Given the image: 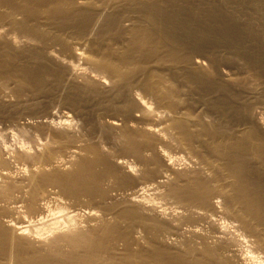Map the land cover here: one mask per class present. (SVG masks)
Instances as JSON below:
<instances>
[{"label":"bare ground","instance_id":"1","mask_svg":"<svg viewBox=\"0 0 264 264\" xmlns=\"http://www.w3.org/2000/svg\"><path fill=\"white\" fill-rule=\"evenodd\" d=\"M156 6L0 0V264H264V112L194 101L237 74ZM38 52L68 112L30 121L9 92L43 86Z\"/></svg>","mask_w":264,"mask_h":264},{"label":"rangeland","instance_id":"2","mask_svg":"<svg viewBox=\"0 0 264 264\" xmlns=\"http://www.w3.org/2000/svg\"><path fill=\"white\" fill-rule=\"evenodd\" d=\"M156 7L158 9L155 11H165L173 15V21L178 26L175 27L174 25L173 31L181 41L194 45L195 43H192V41L194 39V41L197 40L202 46V50L213 54L221 68L228 67L232 72L237 74L236 79L240 84L238 88L231 87L227 89L225 85L218 82H204L200 86L188 84V89L191 91V97L194 101H202L210 109L214 107V109L222 111V108L225 111V115L221 116V123L223 124H228L239 113H243L245 111L243 109H248L252 112H264V0H158V6ZM136 11H152V9L146 6L140 9L137 8ZM38 55L41 56V52L36 53L37 59L34 56L35 58L32 61L26 60V58L18 61L21 65L28 63V70L31 69L29 71L34 74L31 76V73H29L30 77H34L35 75L40 78L46 77L43 78L45 80L43 83L44 87L36 88L37 91L32 86L24 87L19 90L20 93L22 92L21 98L15 95L12 96V92H9L12 97L10 101L19 100L13 102L15 103V109L13 110H17L16 108L19 107L23 108L24 115L26 116L27 114L26 117H29L30 121L39 120L37 117H40V115L44 116V113L48 112L46 109H50V111L55 113L57 112L58 115L68 112L63 106H59L60 104L58 103V100H60V94L58 95V93L62 90L61 83L66 74L62 76L61 72L63 69L61 67L43 63L40 57L38 58ZM27 58L31 59L30 56ZM77 69L81 71L82 66H79ZM53 70L57 72L54 71V75L59 73L58 77H47L48 74H53ZM48 78H50V81ZM54 78L55 80H53ZM39 90L42 91L40 92ZM243 90L248 92L245 93ZM194 92L201 93L202 95ZM249 92L251 95L248 94ZM13 97L15 98L13 99ZM15 105L18 106L16 107ZM20 105H25L28 108ZM43 110L44 112H42ZM36 112L41 114L39 115ZM8 119L0 120V129L2 128L1 130H3L4 127L3 132L7 133L8 138L10 137L8 140L10 141L9 144L12 145L16 144V139H14L15 137L12 134L15 123L12 122L13 120L11 121V118ZM119 148L115 147V150L117 153L119 151L118 154L123 155L125 152L120 151L121 148ZM172 150V154H176L178 151L175 147ZM191 164L193 165L192 162L184 159L176 161V166L179 168L192 166ZM14 168L16 172L21 171L20 165L16 164Z\"/></svg>","mask_w":264,"mask_h":264}]
</instances>
